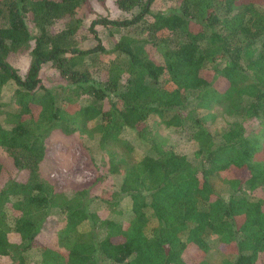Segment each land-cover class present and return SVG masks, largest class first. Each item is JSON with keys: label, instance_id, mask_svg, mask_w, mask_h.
Here are the masks:
<instances>
[{"label": "trees", "instance_id": "1", "mask_svg": "<svg viewBox=\"0 0 264 264\" xmlns=\"http://www.w3.org/2000/svg\"><path fill=\"white\" fill-rule=\"evenodd\" d=\"M154 2L115 0L130 16L93 18L96 44L79 47L88 0H0V264H213L219 250L264 264V0ZM99 24L120 34L110 49ZM23 54L21 75L8 59ZM54 130L78 135L88 187L59 191L42 170Z\"/></svg>", "mask_w": 264, "mask_h": 264}, {"label": "rangeland", "instance_id": "2", "mask_svg": "<svg viewBox=\"0 0 264 264\" xmlns=\"http://www.w3.org/2000/svg\"><path fill=\"white\" fill-rule=\"evenodd\" d=\"M174 6L175 0H155L151 6V11L168 12L172 10ZM88 7L90 12H85L86 18L82 23V36L79 35L76 39V45L79 47H90L96 44V39L88 29L93 18H96L97 16H107L111 19H115L130 16V14L121 12L117 8L115 0H88ZM95 29L101 43L107 49L112 48L120 37V34L118 33H111L112 30L110 26L107 27L99 24L95 26ZM30 30L32 33H35L31 26ZM29 60L30 56L28 54L11 56L8 59L9 63L16 68L21 75L26 72ZM40 77L43 85L54 90L62 83V81L57 79L56 74L48 64L43 66ZM6 100L8 99H3L4 102ZM7 106L8 105L2 106L1 110H6ZM3 117L4 115H0V119ZM158 121L159 120L156 117L150 119V123L155 124V128L162 137L169 139V142L173 141L171 143L175 146L177 152L185 154L189 160L193 159L194 152L197 148L196 143L192 140H188L187 137L184 138L182 135L176 134L177 132L173 133V129L166 128ZM262 142L263 145L256 155L258 159L264 160V139ZM7 167H9V165ZM42 170L59 191H76L88 187L90 182L96 176L95 170L89 164V157L79 142L78 135H65L60 130H54L47 141V152L42 164ZM8 171L13 176L16 174L12 169H8ZM212 181L216 186L223 188V191H225L223 194L227 195L226 189L221 185V181L217 177ZM104 188L108 189L107 186ZM90 192L91 194H97L98 188H90ZM60 220V217L54 215L47 218L40 237L42 242H46L61 226ZM224 256L225 253L219 250L213 257L207 258L213 264H220ZM199 257L200 256H196L192 250H188L185 255L187 261H195L198 260Z\"/></svg>", "mask_w": 264, "mask_h": 264}]
</instances>
